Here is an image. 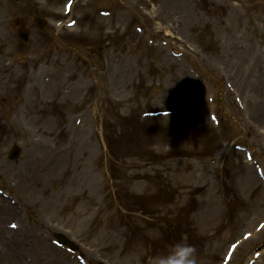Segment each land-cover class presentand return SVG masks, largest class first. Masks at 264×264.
I'll use <instances>...</instances> for the list:
<instances>
[{"label": "rangeland", "instance_id": "obj_1", "mask_svg": "<svg viewBox=\"0 0 264 264\" xmlns=\"http://www.w3.org/2000/svg\"><path fill=\"white\" fill-rule=\"evenodd\" d=\"M0 54V199L14 209L3 225L26 233L17 264H81L55 232L87 264H161L182 247L196 264H224L230 245L228 264H264V0H0ZM45 75L48 85L24 86ZM13 144L22 153L9 162ZM111 158L120 181L132 158L157 173L133 209L160 238L145 240L133 219L128 246L142 233L146 250L131 258L108 246L121 237L113 224L93 228L94 184L70 171Z\"/></svg>", "mask_w": 264, "mask_h": 264}, {"label": "bare ground", "instance_id": "obj_2", "mask_svg": "<svg viewBox=\"0 0 264 264\" xmlns=\"http://www.w3.org/2000/svg\"><path fill=\"white\" fill-rule=\"evenodd\" d=\"M39 79L34 81V84H36V86L39 83ZM32 87L33 84H31L29 88L31 89ZM46 168L47 166L44 167V170L49 171ZM35 170L36 168L33 169V174L30 177V179L31 178L39 179L38 173ZM151 170L152 168L145 172L134 171L131 174L132 184L130 186V191L133 194H137L145 189V186L141 183V181L145 180L148 175H152L150 174ZM70 171L72 172V176L76 178L80 186L93 183V180H91L93 171L91 170L90 167L86 165L85 162H81L77 166H74V168L72 169L70 168ZM69 184L70 185L72 184V180H70ZM101 186L104 189L106 188L105 184H101ZM86 198H88L89 200L91 199V196L87 195ZM101 210L104 211V214H102L101 216V218H105L104 222L106 223L111 221L113 225L119 227L118 234L121 236L117 240H111L108 246H111L114 249H116V251L119 252V254L124 253V250H126V257L128 256L129 258H131L132 255L135 254L136 252L144 253V251L146 250V243L144 239H141V237L139 236H134V241H136L137 244L136 245L132 244L131 246H128L131 235L130 234L126 235L121 219L117 216L115 212L110 211L107 205L103 209H100L99 212ZM6 212H12V208L7 202L0 199V217L4 216ZM140 220L143 222V224H145V226H147L145 237H148L152 240H157L160 238L158 232L153 227L148 226V222H144V220H142L141 218ZM1 223H2V218H0V224ZM16 225L18 226V224ZM124 234H125V238H123ZM23 242L24 239L22 238V235L19 233V230L11 231L2 228L0 226V256H3L8 260L12 261V264H17V261L15 259L19 256L18 252L20 251V247L22 246Z\"/></svg>", "mask_w": 264, "mask_h": 264}, {"label": "clouds", "instance_id": "obj_3", "mask_svg": "<svg viewBox=\"0 0 264 264\" xmlns=\"http://www.w3.org/2000/svg\"><path fill=\"white\" fill-rule=\"evenodd\" d=\"M194 252L195 249L192 247H182L178 253L180 259H169L166 261H161V264H196V260L193 256Z\"/></svg>", "mask_w": 264, "mask_h": 264}, {"label": "water", "instance_id": "obj_4", "mask_svg": "<svg viewBox=\"0 0 264 264\" xmlns=\"http://www.w3.org/2000/svg\"><path fill=\"white\" fill-rule=\"evenodd\" d=\"M17 153V150H15V152L13 154H16Z\"/></svg>", "mask_w": 264, "mask_h": 264}]
</instances>
